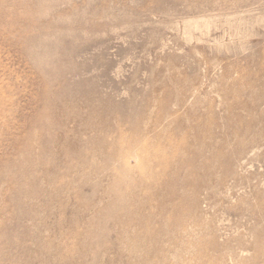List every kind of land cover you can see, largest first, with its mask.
<instances>
[{
	"label": "rangeland",
	"instance_id": "1",
	"mask_svg": "<svg viewBox=\"0 0 264 264\" xmlns=\"http://www.w3.org/2000/svg\"><path fill=\"white\" fill-rule=\"evenodd\" d=\"M0 264H264V0H0Z\"/></svg>",
	"mask_w": 264,
	"mask_h": 264
}]
</instances>
